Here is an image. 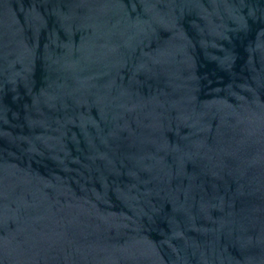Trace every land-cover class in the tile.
Here are the masks:
<instances>
[{
  "label": "water",
  "instance_id": "water-1",
  "mask_svg": "<svg viewBox=\"0 0 264 264\" xmlns=\"http://www.w3.org/2000/svg\"><path fill=\"white\" fill-rule=\"evenodd\" d=\"M0 264H264V0H0Z\"/></svg>",
  "mask_w": 264,
  "mask_h": 264
}]
</instances>
